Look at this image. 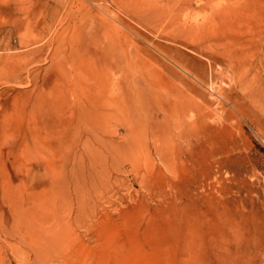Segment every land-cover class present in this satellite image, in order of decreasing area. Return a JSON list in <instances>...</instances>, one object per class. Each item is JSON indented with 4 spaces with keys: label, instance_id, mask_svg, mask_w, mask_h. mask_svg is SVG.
<instances>
[{
    "label": "rangeland",
    "instance_id": "obj_1",
    "mask_svg": "<svg viewBox=\"0 0 264 264\" xmlns=\"http://www.w3.org/2000/svg\"><path fill=\"white\" fill-rule=\"evenodd\" d=\"M198 4L0 0V264H264V0Z\"/></svg>",
    "mask_w": 264,
    "mask_h": 264
},
{
    "label": "bare ground",
    "instance_id": "obj_2",
    "mask_svg": "<svg viewBox=\"0 0 264 264\" xmlns=\"http://www.w3.org/2000/svg\"><path fill=\"white\" fill-rule=\"evenodd\" d=\"M165 1V0H164ZM169 2H174L175 0H168ZM190 1V0H189ZM198 2H199V6L202 8H205V7H210L211 8V10H212V12H211V15L207 18V19H204V21L201 23V24H198V25H196V26H189L190 28H188V33L189 34H191V35H198V36H201V35H203V34H207L208 36L210 35V34H214V32H216V30H217V27L219 26V20H221L222 19V16H226L227 14H236V4H238L239 3V0L238 1H233V0H230L229 1V5H227V6H223V5H217V4H215V5H213V4H211V0H198ZM170 4V6H172V4L171 3H169ZM168 4V5H169ZM208 5V6H207ZM216 6H218V7H216ZM168 8V7H167ZM189 8V7H188ZM187 8V9H188ZM176 9V8H175ZM181 9V8H180ZM177 11V10H176ZM176 11H175V13H176ZM179 11V10H178ZM236 11V12H235ZM238 14V13H237ZM178 15V14H177ZM176 15V16H177ZM156 16V15H155ZM174 16V15H173ZM171 18V17H170ZM229 18V17H228ZM231 19V18H230ZM172 21V20H171ZM184 21V20H183ZM225 23V22H224ZM220 27V26H219ZM223 29V28H222ZM179 31V30H178ZM219 32V31H218ZM220 33V32H219ZM183 35H185V34H183ZM187 35V34H186ZM216 36V35H215ZM191 37V36H190ZM196 38V37H195ZM212 38H213V36H212ZM205 40V39H204ZM214 40V39H213ZM210 47V46H209ZM215 52V51H214ZM212 54H214V53H212ZM214 56V55H213ZM220 56V55H219ZM229 56V55H228ZM218 57V56H217ZM219 58V57H218ZM225 58V57H224ZM226 59V58H225ZM228 60V59H227ZM215 61H216V59H215ZM218 61V60H217ZM221 61V60H220ZM165 110H167L166 108H165ZM169 110V109H168ZM167 110V111H168ZM166 112V111H165ZM170 113V112H169ZM175 113V112H174ZM166 114V113H165ZM177 114H178V112H177ZM167 115V114H166ZM173 115H175V114H173V112H172V115L171 116H173ZM179 115V114H178ZM164 116V115H163ZM165 117H169V116H165ZM170 118V117H169ZM174 119L175 120V118L174 117H171L170 119ZM172 119V120H173ZM167 120V119H166ZM169 121V120H168ZM173 122H175V121H173ZM159 124V123H158ZM170 125V124H169ZM172 125H174V124H172ZM175 126V125H174ZM70 127V126H69ZM72 127V126H71ZM157 128V127H156ZM171 127L169 126V129H170ZM70 129V128H69ZM89 129H91V128H89ZM93 129V128H92ZM159 130V129H158ZM68 131H71V130H68ZM160 131V130H159ZM158 131V132H159ZM6 132V131H5ZM72 132V131H71ZM150 132H151V130H150ZM180 132V131H179ZM65 133V132H64ZM96 132H92L91 133V135H92V137L93 138H95L96 139V137H97V134H95ZM90 134V133H89ZM67 133H65V135L64 136H62L63 138H62V140L63 139H65V138H67ZM155 135V134H154ZM153 136V135H152ZM65 137V138H64ZM68 137H70V135L68 136ZM67 140V139H66ZM90 140V139H89ZM150 140V139H149ZM68 141V140H67ZM64 142V144H66V146H67V143L68 142ZM62 142V143H63ZM87 142V141H86ZM61 143V144H62ZM71 143V142H70ZM70 143H68L69 144V146H70ZM60 144V145H61ZM85 144H83V146H84ZM69 146L67 147V149H69ZM62 147V146H61ZM71 148V147H70ZM60 149V148H59ZM64 149V148H63ZM87 149H89V148H87ZM94 151V149L93 148H91V151ZM63 151V150H62ZM92 151V152H93ZM95 152V151H94ZM97 154V153H96ZM92 156V155H91ZM53 157V156H52ZM83 158V157H82ZM49 159V158H48ZM48 159L46 160V161H48ZM55 160V159H54ZM94 160H96V159H94ZM51 163V162H50ZM68 163V162H67ZM4 186H5V184H4ZM12 188L11 189H13V186H11ZM20 187V186H19ZM20 189V188H19ZM21 190V189H20ZM13 192H14V190H13ZM13 192H11V195H12V193ZM16 192V191H15ZM10 196V195H9ZM13 196V195H12ZM14 197V196H13ZM12 197V198H13ZM12 201H13V199H12ZM20 219V218H19ZM73 254V253H72ZM66 256V255H65ZM73 264V263H72Z\"/></svg>",
    "mask_w": 264,
    "mask_h": 264
}]
</instances>
